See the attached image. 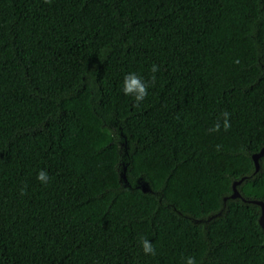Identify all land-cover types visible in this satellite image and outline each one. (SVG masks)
<instances>
[{
    "label": "trees",
    "instance_id": "trees-1",
    "mask_svg": "<svg viewBox=\"0 0 264 264\" xmlns=\"http://www.w3.org/2000/svg\"><path fill=\"white\" fill-rule=\"evenodd\" d=\"M263 148L264 0H0V264H264Z\"/></svg>",
    "mask_w": 264,
    "mask_h": 264
},
{
    "label": "clouds",
    "instance_id": "clouds-1",
    "mask_svg": "<svg viewBox=\"0 0 264 264\" xmlns=\"http://www.w3.org/2000/svg\"><path fill=\"white\" fill-rule=\"evenodd\" d=\"M156 70H157V66L153 64L152 71L155 72ZM147 87L148 85L145 83V81L134 72L126 73L121 83V91L125 95L132 96L136 101H141L144 99V97L147 95ZM222 115L224 117L223 127L227 129L230 126L229 120H228L229 114L227 112H224ZM220 126H221L220 123L217 122L213 125L212 130L215 131ZM49 178L50 177L46 169L38 170L36 174V179L39 180L41 183L47 184L49 181ZM140 243H141L142 250L145 253L154 254L155 252L154 246L147 237L141 236ZM184 264H196V262L192 256H187L184 258Z\"/></svg>",
    "mask_w": 264,
    "mask_h": 264
},
{
    "label": "water",
    "instance_id": "water-1",
    "mask_svg": "<svg viewBox=\"0 0 264 264\" xmlns=\"http://www.w3.org/2000/svg\"><path fill=\"white\" fill-rule=\"evenodd\" d=\"M264 154V148L261 150L260 153H256L254 154V160H255V163H256V171H258L260 169V163H259V158ZM143 189L145 191L148 190V188L146 186L143 187ZM262 206V215H261V218H260V224L261 226L263 227L264 229V202L260 201L259 202Z\"/></svg>",
    "mask_w": 264,
    "mask_h": 264
}]
</instances>
